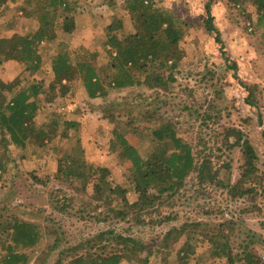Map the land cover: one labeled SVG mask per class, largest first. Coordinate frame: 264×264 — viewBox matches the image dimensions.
I'll use <instances>...</instances> for the list:
<instances>
[{"label": "rangeland", "instance_id": "rangeland-1", "mask_svg": "<svg viewBox=\"0 0 264 264\" xmlns=\"http://www.w3.org/2000/svg\"><path fill=\"white\" fill-rule=\"evenodd\" d=\"M126 2L129 0H79L84 11L90 13L89 23L84 24L92 39L88 51L107 94L87 97L81 81L75 78L67 83L69 91L64 96L57 93L44 102L36 118V123L75 121L81 147L72 151L75 140L62 138L47 147L28 142L20 148L0 129V161L6 164L5 173L0 170V264L5 254L3 244L10 240L8 233L16 222L36 227L37 245L18 248L28 255L27 264H71L74 256L81 253L72 251L75 246L82 243L81 250L88 248L85 240L107 230L140 238L160 250L163 248L158 246L161 236L167 230L181 227L186 233L195 234L194 240L188 243L187 264H225L209 259L218 236L227 238L237 263L243 262L244 249H247L256 252L264 264V192L231 198L223 186L201 184L190 175L174 196L162 199L148 213L138 212L144 222L151 223L137 225L131 217L125 221L114 218L109 212L110 206L96 199L92 182L82 187L55 178L60 161L71 151L87 164L107 168L110 186L124 189L127 200L133 203L138 195L134 190L132 167L117 158L112 131L117 129L131 144L141 146V154L147 157L152 137L149 132L143 136L142 128L161 122L173 126L180 138L192 144L200 158L210 159L224 184L237 179L241 164V153L234 143L236 136L227 133L230 129H238L250 138L264 169L261 135L264 121L261 123L259 118L264 110V24L255 8L249 3L234 5L226 0H213L214 25L221 33L226 54L237 64L238 78H234V71L227 67L214 34L201 26L204 0H144L143 5L149 11L171 12L182 37L177 49L170 53L173 55L169 56L167 65L158 69L164 88L116 89L112 84L117 75L112 66L115 50L106 45L107 27L120 25L110 34L123 39L142 24L137 11L130 13L126 9ZM31 10L22 0H7L0 7V40L7 41L15 34L36 30V20L27 16ZM56 13L50 14L55 25H47V33L54 32L68 47L59 45V41L40 44L41 63L36 74H30L22 63L0 58L2 79L16 80L19 89L38 81H43L47 89L54 82L53 59L60 52L68 53L75 44L74 37L60 31ZM172 62L175 68L170 67ZM127 70L133 78H140L149 68L128 66ZM5 94L11 97L8 91ZM247 98L256 107L250 106ZM163 218L167 221L156 224ZM177 233L172 231L168 247L162 250L169 251L168 264H182L178 252L185 235L174 240ZM106 236L110 238L109 234ZM102 244L111 245L113 241L104 240ZM91 245L95 246L94 241ZM162 256L159 251L150 259L151 264H163Z\"/></svg>", "mask_w": 264, "mask_h": 264}, {"label": "trees", "instance_id": "trees-1", "mask_svg": "<svg viewBox=\"0 0 264 264\" xmlns=\"http://www.w3.org/2000/svg\"><path fill=\"white\" fill-rule=\"evenodd\" d=\"M226 1L234 5L249 3L255 8L264 24V0ZM5 2L7 0H0V7ZM22 2L36 13V17L39 14L37 11L43 12V14H39L41 16L37 21L38 27L26 34H15L7 41L0 40V58L5 61L22 63L25 65V70L30 71V74H35L39 71L41 63V56L38 53L40 44L45 40H59L54 32L47 33L46 26L55 25L50 14L57 11L60 20L56 23L60 24L59 28L62 32H71L75 24L73 16L68 15V12L72 10L66 0H22ZM143 3L144 0H129L125 4L130 13L137 11L139 14L138 19L142 24L138 30L135 28L133 33L119 39L117 35L110 33L113 29H118L120 25L110 24L107 27L109 36H107L106 45L112 51L115 50L112 66L117 75L113 78L112 84L116 89L138 87L144 90H154L164 88L163 76L159 74L158 69L167 65L169 56L173 55L170 53L177 49L182 37L180 28L175 27L176 18L171 12L157 9L149 11ZM212 4L213 0H204V15L200 17L201 26L208 33L214 34V40L219 44L227 67L234 71V78H238L237 64L231 61L226 54L221 33L214 25ZM61 44L66 46L62 42ZM162 55L164 56L162 57ZM175 65V62H172L170 67L175 68ZM128 66L137 69L149 68V70L147 73L144 72L142 77L133 78L127 70ZM52 72L54 82L49 84L47 89L44 88L43 81L32 82L19 89L16 80L5 81L0 77V129L16 147L24 148L28 142L36 144L38 147H47L54 140L65 138L75 140L72 151H77L81 147L77 123L73 120H64L61 123L60 120L36 123V118L42 112V105L57 93L64 96L69 91L67 83L75 78L81 81L88 97L94 98L107 94V90L92 64L91 53L85 46L72 48L68 53H58L53 59ZM169 78L173 80L171 76ZM244 87L249 90L247 86ZM5 91L11 94L10 98L7 97ZM247 103L256 107L252 100L248 99ZM259 116L262 123L264 110L263 114ZM142 129L144 130L143 136L149 132L152 137L147 157L141 154V149H143L141 146L131 144L117 129L112 131L118 149L116 151L117 158L128 162L132 167L134 190L138 195L137 200L133 203H129L127 200L124 189L119 186L114 188L110 186L107 181L109 173L107 168L87 164L79 156L70 153L71 151L60 161L55 178L62 183L78 184L82 187H86L89 182H92L96 199L110 206L109 212L113 214L114 218L125 221L130 220L131 217V219H135L137 225L151 223L150 220L144 222L138 212L148 213L155 209L162 199L174 196L182 188L184 180L190 175H194L198 183H216L223 186L231 198L250 197L264 192V169L261 166L263 164L250 138L242 131L233 128L227 132L236 136L234 143L240 150L241 164L238 166L237 179L224 184L223 180L218 178L219 173L214 170L211 160L207 157L200 158L194 152L192 144L180 138L173 126L161 122L153 126H144ZM261 135L264 139V131L261 132ZM139 136L141 137V135ZM0 170L3 173L6 171V164L2 161H0ZM119 191L121 194H118ZM106 192L111 193L112 196ZM166 221L167 218H163L156 224ZM35 228L34 225L26 222L13 224L11 232L8 233L10 240L3 244L5 254L2 264H27L28 255L24 251H19L18 248H32L37 245ZM173 230L178 232L174 240L185 235V242L182 243L183 246L178 252V257L182 260V264H187L188 243L194 240L195 234L186 233L184 227L179 230H167L158 243V246L163 247L160 250L145 244L140 238L114 234L115 232L112 230H107L98 233L94 238L85 240L84 244L88 248L81 250L82 243L75 246L72 251L81 253L74 256L71 264H123L125 261L127 264H151L150 259L159 251L161 255L163 254L165 264H168L166 262L169 251L163 253L162 250L168 247ZM107 234L110 238H107ZM218 238L209 253V259H218L224 261L225 264H239L233 257L227 238L224 236H218ZM104 240L113 241V244H102ZM93 241L95 243L93 247H97L96 249H93L91 245ZM181 251L182 254H180ZM244 253L243 262L240 264H261L260 257L256 252L244 249ZM143 254L144 256H142ZM199 259L197 257V260Z\"/></svg>", "mask_w": 264, "mask_h": 264}, {"label": "crops", "instance_id": "crops-1", "mask_svg": "<svg viewBox=\"0 0 264 264\" xmlns=\"http://www.w3.org/2000/svg\"><path fill=\"white\" fill-rule=\"evenodd\" d=\"M66 2H67V5H69L71 7L72 11L68 12L69 13L68 15L73 16L75 26L71 32H68V33L63 32V33L70 34L69 36L71 38L72 37L75 38V41H74L75 44L72 46V48H76L79 46H85L87 49H89L88 45L90 44V40H92V39L89 38L88 29L85 27L84 24L86 23V25H87L89 23L90 19H89L88 15H90V13L88 12V10L84 11V9L80 6L79 0H66ZM28 9L31 10V8H28ZM34 14L35 13L31 11L27 14V16L29 18H34L36 20V23H37L38 17H36ZM80 33H81V36H79ZM56 37L58 38L57 34H56ZM58 41H60L59 42V45H60L62 40L60 39ZM44 42L49 45L53 41H46L45 40L41 44H43ZM63 44H65L67 46V43L63 42ZM83 90L85 91L84 88H83ZM85 93L87 95L86 91H85Z\"/></svg>", "mask_w": 264, "mask_h": 264}]
</instances>
